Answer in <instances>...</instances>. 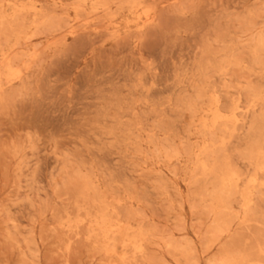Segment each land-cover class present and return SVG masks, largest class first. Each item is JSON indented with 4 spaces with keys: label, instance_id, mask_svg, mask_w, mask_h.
Wrapping results in <instances>:
<instances>
[{
    "label": "rangeland",
    "instance_id": "rangeland-1",
    "mask_svg": "<svg viewBox=\"0 0 264 264\" xmlns=\"http://www.w3.org/2000/svg\"><path fill=\"white\" fill-rule=\"evenodd\" d=\"M0 264H264V0H0Z\"/></svg>",
    "mask_w": 264,
    "mask_h": 264
}]
</instances>
